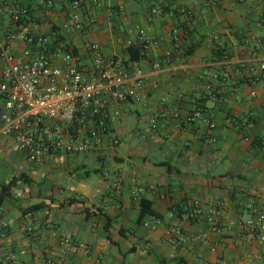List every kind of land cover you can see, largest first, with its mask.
I'll return each mask as SVG.
<instances>
[{"label": "crops", "instance_id": "0c3cea01", "mask_svg": "<svg viewBox=\"0 0 264 264\" xmlns=\"http://www.w3.org/2000/svg\"><path fill=\"white\" fill-rule=\"evenodd\" d=\"M66 1L2 0L0 44L20 56L25 42L9 39L14 16L27 13L25 33L49 35L67 20ZM88 13L86 34L74 37L83 68L92 65L87 39L129 61L128 41L146 50L143 28L153 42L131 61L145 84L123 105V144L99 154L31 163L0 120V198L15 182L0 200V264L12 255L17 264H264L260 233L243 224L264 214V0H98ZM50 169L56 182H47ZM143 200L157 216L140 222Z\"/></svg>", "mask_w": 264, "mask_h": 264}, {"label": "built area", "instance_id": "2783aa9c", "mask_svg": "<svg viewBox=\"0 0 264 264\" xmlns=\"http://www.w3.org/2000/svg\"><path fill=\"white\" fill-rule=\"evenodd\" d=\"M97 2L67 0V20L49 35L25 33V26L20 25V33L13 30L9 35L10 40L20 38L25 42L20 56L11 45L0 44L2 133L15 139L19 151L31 163L60 155L99 154L123 144L117 134L123 105L138 98V90L145 84V73L137 62L109 57L99 42L89 39L85 48L91 55L92 65L83 68L74 37L77 33L86 34L91 19L88 11ZM47 6L53 7L54 0H47ZM19 18L14 16L16 22ZM138 32L145 54L153 39L143 28ZM173 37L176 43L180 40L177 30ZM132 45L128 41V47ZM172 56L167 54V62ZM160 66L159 61L153 62L154 68ZM261 68L264 70V64ZM211 98L216 100L217 95ZM196 116L202 114L199 112ZM152 126L157 127L155 121ZM210 126L214 128L215 124ZM193 204L200 209L199 201ZM255 212L258 218H250L243 224L251 232L260 233L259 241L263 243L264 214ZM170 238L173 245L179 246L185 237L180 228L174 227ZM63 243L76 253L88 250L86 245L71 238H64ZM10 259L12 264H17L14 255Z\"/></svg>", "mask_w": 264, "mask_h": 264}, {"label": "trees", "instance_id": "16d2710c", "mask_svg": "<svg viewBox=\"0 0 264 264\" xmlns=\"http://www.w3.org/2000/svg\"><path fill=\"white\" fill-rule=\"evenodd\" d=\"M19 16H20L19 21L16 22L14 18L11 20L12 30H15L18 33L21 32L19 29V26L20 25L27 26L29 22L27 13L21 14ZM126 53L129 55V57L133 61L139 60L143 56V52L141 51V49L134 45L128 47L126 50ZM0 101H1V96H0ZM20 180L25 182L26 184H30L32 182L29 179V177H27L26 175H22L20 177ZM14 183L15 182H11L9 185L3 187V196L0 198L1 202L5 200L8 197V195H10L12 189L14 188ZM46 206L47 204L42 202V203L30 206L24 212L26 214L31 213V212H37V211H40L46 208ZM146 216H157V214L151 209V203L149 201L143 200L141 202L140 222H142Z\"/></svg>", "mask_w": 264, "mask_h": 264}, {"label": "rangeland", "instance_id": "374dc122", "mask_svg": "<svg viewBox=\"0 0 264 264\" xmlns=\"http://www.w3.org/2000/svg\"><path fill=\"white\" fill-rule=\"evenodd\" d=\"M130 118H131L132 122H134V124H137L138 123L139 127H142L143 129L145 127V124H147V122H144V121L141 122V123L137 122V118L134 115H132ZM47 172H49L51 174L49 176L47 182H49V181L56 182L55 179H53V178H55V175H54L55 172H54V170L53 169H50ZM52 176H54V177L52 178ZM58 180L59 181H57V182L60 183V184H62L63 186H66V185H69L70 184V181H69V178L68 177H63V178H60Z\"/></svg>", "mask_w": 264, "mask_h": 264}]
</instances>
